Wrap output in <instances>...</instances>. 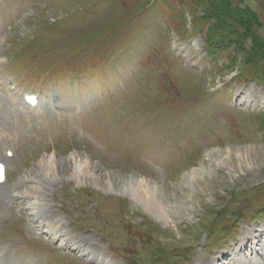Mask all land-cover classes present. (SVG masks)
<instances>
[{"label":"rangeland","instance_id":"374dc122","mask_svg":"<svg viewBox=\"0 0 264 264\" xmlns=\"http://www.w3.org/2000/svg\"><path fill=\"white\" fill-rule=\"evenodd\" d=\"M11 85L50 108L16 106ZM7 149L3 264H211L244 241L264 264V0H0ZM34 177L52 226L14 201ZM158 177L168 223L129 189Z\"/></svg>","mask_w":264,"mask_h":264},{"label":"bare ground","instance_id":"6f19581e","mask_svg":"<svg viewBox=\"0 0 264 264\" xmlns=\"http://www.w3.org/2000/svg\"><path fill=\"white\" fill-rule=\"evenodd\" d=\"M247 152H249V151H247ZM28 178L27 177H23L22 180L19 182L18 186L22 187V185H24V182ZM35 178L36 177H34L31 180L32 181L34 180L36 182V186H31V187L25 188V192L22 191V193H21L19 191H16V189L14 191L12 190L13 192H17V194H14V196H13L14 197V201H16V200L23 201L24 199H26L27 201H29L30 198L35 197L38 200V203L34 204L33 206L32 205L30 206L32 208V210H33L32 212L35 211L32 215L30 214V218H31L32 223H36V222L42 220V222L50 223L51 226H52V223L50 222L49 218H47L46 216H43L42 215L44 213L43 211L46 208V205H45L46 204L45 203V195L48 192V190H50V189H48L49 187H48L46 181H43L42 179L41 180L39 179L37 181ZM7 181H8V178H7ZM134 181H135V179H134ZM152 183H153V187H154L153 188L154 193L151 196L144 195L143 192L141 191V189H139V187L136 185V183H134V182L128 183L129 184V189L131 191L132 199L135 202L142 204L147 209V211H149L153 216L157 217L160 221H162L164 223H168L169 220H170L169 219L170 215L168 213L167 207H165V205L163 203V200H162V192L161 191L163 189H162V187L159 186V184L161 183L160 177H158V179H156ZM125 184H127V183H125ZM11 205H14V202L11 200V198H9L8 196H2V197H0V218H2V216H3V210L10 208ZM28 205H30V204H28ZM175 209H176L175 210L176 211V214H180L181 209H183V208H181V206H179V207H177ZM44 226H46V224ZM52 231L53 232H57V230H55V229H52ZM60 232H61V230H60ZM256 232L257 231L255 229L251 231V235H250L249 241H252L251 239H253L254 233H256ZM66 237H68V236H66ZM256 239L257 238L254 237V241H253V243L251 245V246H255V245L256 246L255 247H251V248H254V249L256 248V250H258V251L261 252V248H258L259 246L256 244V241H255ZM65 242H66V244L67 243L70 244V243L73 242V246H74L73 249L76 250V251H78V254L83 253L84 256L90 257V258H92V260H96L97 258L99 259V256L96 255L95 250H91L89 246H82L81 247L80 244L76 245L75 243H77L79 241H73L69 237H68L67 240H65ZM86 244H88V243L85 242L84 245H86ZM92 244L95 246L94 243H92ZM240 246H242L241 249L239 248L238 250H236L232 254H224L222 257L221 256H218L215 260H213L211 262V264H219V263H221V264H227V262L225 260H222V259H227L226 257L227 256H231V255H233V256L235 255L234 258H235L237 264H242V263L245 264L244 261H243V258H244L243 257V254H244L243 251H247L248 246L246 245V242L245 241ZM5 256H6L5 253H1L0 252V264H1V262L4 259ZM237 257H240V258H237ZM100 259H102L101 255H100ZM23 260L25 261L26 264H34L32 261H29L28 259L27 260L26 259H23ZM99 261L100 260H98L97 262H99Z\"/></svg>","mask_w":264,"mask_h":264},{"label":"trees","instance_id":"16d2710c","mask_svg":"<svg viewBox=\"0 0 264 264\" xmlns=\"http://www.w3.org/2000/svg\"><path fill=\"white\" fill-rule=\"evenodd\" d=\"M224 10H226V9H224ZM226 11H227V12L229 11V7H228V9H227ZM227 12H226V13L223 12L222 14H223L224 16H227ZM228 13H229V12H228ZM205 39H206L207 48L209 49V51H213V52H214L217 48L215 47L214 43L212 42V39H211L210 34H206ZM243 74H244V72L240 73V75H239V79H240V80H246V81H249L250 79L247 78V77H246L245 75H243Z\"/></svg>","mask_w":264,"mask_h":264}]
</instances>
